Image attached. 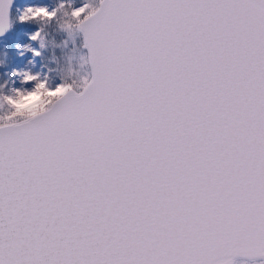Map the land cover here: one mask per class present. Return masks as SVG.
<instances>
[{
	"label": "water",
	"instance_id": "water-1",
	"mask_svg": "<svg viewBox=\"0 0 264 264\" xmlns=\"http://www.w3.org/2000/svg\"><path fill=\"white\" fill-rule=\"evenodd\" d=\"M97 1L88 79L0 122V264L264 259V0Z\"/></svg>",
	"mask_w": 264,
	"mask_h": 264
},
{
	"label": "rangeland",
	"instance_id": "rangeland-1",
	"mask_svg": "<svg viewBox=\"0 0 264 264\" xmlns=\"http://www.w3.org/2000/svg\"><path fill=\"white\" fill-rule=\"evenodd\" d=\"M97 0H13L0 37V122L39 111L88 79L76 22Z\"/></svg>",
	"mask_w": 264,
	"mask_h": 264
},
{
	"label": "flooded vegetation",
	"instance_id": "flooded-vegetation-1",
	"mask_svg": "<svg viewBox=\"0 0 264 264\" xmlns=\"http://www.w3.org/2000/svg\"><path fill=\"white\" fill-rule=\"evenodd\" d=\"M229 264H264V259L262 258H254L248 260L247 258H233Z\"/></svg>",
	"mask_w": 264,
	"mask_h": 264
}]
</instances>
